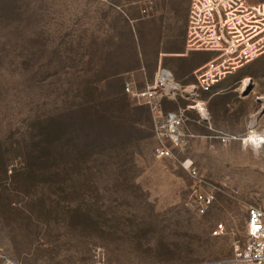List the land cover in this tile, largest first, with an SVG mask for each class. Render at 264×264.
<instances>
[{"label": "rangeland", "instance_id": "rangeland-1", "mask_svg": "<svg viewBox=\"0 0 264 264\" xmlns=\"http://www.w3.org/2000/svg\"><path fill=\"white\" fill-rule=\"evenodd\" d=\"M166 4L0 0V150L9 159L0 254L20 264H246L233 261L234 244L246 240L248 208L264 209V144L254 150L245 139L264 134V55L210 97L219 103L208 109L211 126L233 124L232 114L218 115L238 108L251 110V127L231 145L191 139L201 182L179 159L156 158L150 110L121 87L134 53L151 59L181 42L168 25L161 45ZM14 5L19 13L7 17ZM54 123L62 128L55 158L34 149ZM196 187L216 198L203 214ZM219 224L226 232L215 235Z\"/></svg>", "mask_w": 264, "mask_h": 264}, {"label": "built area", "instance_id": "built-area-1", "mask_svg": "<svg viewBox=\"0 0 264 264\" xmlns=\"http://www.w3.org/2000/svg\"><path fill=\"white\" fill-rule=\"evenodd\" d=\"M187 1L190 4L188 49L212 52L215 54L214 57L198 70L194 83L184 84L176 79L171 69L160 66L152 80L140 86L135 77H131L125 82L124 89L133 102L150 109L157 141L154 148L156 158L179 159L183 168L194 178L199 179L198 164L188 153L191 139L198 135L187 131L186 124L189 122L207 124L212 133L204 137L219 140L224 145H231L234 140L243 138L241 135L211 126L210 118L208 119L200 109H208V101L204 99V94L212 92L217 83L264 54V1L256 3L248 0ZM168 101L180 104L178 109L166 110L165 103ZM190 112L196 113L197 118H192ZM258 135L264 136L261 133ZM194 196L198 210L202 214L208 212L216 200L214 193L202 187L194 189ZM246 231L245 242L234 244L233 261L264 264L262 207L248 208ZM225 232L224 224H219L214 229L215 235H222ZM0 264L20 263L0 254ZM95 264L112 263L106 262L104 257H99Z\"/></svg>", "mask_w": 264, "mask_h": 264}, {"label": "crops", "instance_id": "crops-1", "mask_svg": "<svg viewBox=\"0 0 264 264\" xmlns=\"http://www.w3.org/2000/svg\"><path fill=\"white\" fill-rule=\"evenodd\" d=\"M166 6H162L161 10L163 14H168L167 17L162 18L163 24H161V45L164 43V35H166V27L168 25H171L170 30H172V35L174 31H177L179 28L180 34V40L181 42L179 44H171V45H162L161 51H156V55L149 59H143L139 56V54L134 53V55L131 57V60L129 62V66L127 69H125L127 78L125 82L131 78L135 77L138 84L142 86L147 80H152L154 78V75L157 71V69L160 66H165L169 69H171L176 77V79L180 82H183L184 84H191L196 82V74L198 70H200L207 62H209L213 57L214 53L212 52H205V51H192L188 49V21H189V10H190V4L187 0H166ZM144 11V10H143ZM152 20H150L152 24L156 25L157 19L152 16ZM152 28H157L153 26ZM156 30V29H154ZM239 70V69H238ZM237 70V71H238ZM236 71V72H237ZM120 76L123 77L125 72L122 70L120 71ZM233 73L231 76H233ZM231 76L224 80L216 87L213 88V93H206L203 95L204 99L208 101V109H210V112L214 114L215 112H212L211 110L213 108L218 107L219 103L215 100L212 103H210V97L216 96L217 93L224 89L216 90L217 87L221 88L222 86H225L228 81H230ZM124 82V84H125ZM244 84V83H243ZM245 84L244 88L245 89ZM240 91V88H239ZM243 91V90H241ZM207 96V97H206ZM180 104L176 102L168 101L165 103V109L166 110H176L178 109ZM221 105V104H220ZM225 107L220 106V109H228L229 104L224 103ZM223 105V106H224ZM208 109L206 110L207 118H210V114ZM237 109V110H236ZM233 111L225 112L224 114L219 113L218 116H222L225 118H228L233 115L234 118H236L235 122L233 124H227L228 122L225 120L223 123L220 121L217 123V125L213 126L220 128V130H223L221 128H224L225 132H229L231 134L241 135L243 136L251 127V123L249 120L250 115V109L248 112H237L239 109L236 108ZM229 110V109H228ZM192 118H197L195 115L196 113L190 112L189 113ZM215 116H217L215 114ZM187 126H190L191 128L187 127V131L197 134L198 136L195 138H205L204 136L208 135V126L207 124H198L195 122H189L186 124ZM196 126V129L194 130L193 127ZM198 128V130H197ZM200 130V131H199ZM205 130V131H204ZM253 132L252 130H250ZM194 139V138H192Z\"/></svg>", "mask_w": 264, "mask_h": 264}, {"label": "trees", "instance_id": "trees-1", "mask_svg": "<svg viewBox=\"0 0 264 264\" xmlns=\"http://www.w3.org/2000/svg\"><path fill=\"white\" fill-rule=\"evenodd\" d=\"M11 8V7H10ZM15 5L14 7H12V9H9L8 12L6 13V16H10V14L12 13L14 16H17V11L15 10ZM264 55V54H263ZM263 55L259 56L258 58H256L255 60L259 59L260 57H262ZM254 60V61H255ZM252 61V62H254ZM250 62V63H252ZM248 63V64H250ZM246 64V65H248ZM245 65V66H246ZM243 66V67H245ZM241 69V68H240ZM120 71H115L114 72V75L112 76L113 78H115V80L117 79H122V77L120 76ZM232 75V74H231ZM231 75H229L227 78H225L224 80H227ZM232 78V76H231ZM230 78V79H231ZM222 80V81H224ZM229 80V79H228ZM220 81V82H222ZM219 82V83H220ZM218 85V83L215 85V87ZM122 87V91H124L125 94H127L125 92V89H124V84L122 83L121 85ZM119 95H120V99H124L123 96H125L123 94V92L121 91H118L117 92ZM210 93H213V92H210ZM128 95V94H127ZM138 106V105H137ZM139 107L143 108V107H146L148 108L147 106H141L139 105ZM149 109V108H148ZM150 110V109H149ZM148 110V111H149ZM151 113V112H150ZM62 131V128L60 127V123H54L53 125H51V129H49L45 135H44V138H43V141L41 142H38L36 144V146H34V149H38L40 150L41 152L43 151V153L45 152V155L47 156H51V157H56V152H58L59 148L61 145L59 144V136H60V133ZM63 147V146H62ZM35 149V150H36ZM39 156V155H38ZM39 158H41L39 156ZM8 166H9V159L2 153V151L0 150V172L2 173V175H7L8 174Z\"/></svg>", "mask_w": 264, "mask_h": 264}, {"label": "clouds", "instance_id": "clouds-1", "mask_svg": "<svg viewBox=\"0 0 264 264\" xmlns=\"http://www.w3.org/2000/svg\"><path fill=\"white\" fill-rule=\"evenodd\" d=\"M249 142L252 144L254 150H258L261 144H264V136L253 134L249 137Z\"/></svg>", "mask_w": 264, "mask_h": 264}, {"label": "bare ground", "instance_id": "bare-ground-1", "mask_svg": "<svg viewBox=\"0 0 264 264\" xmlns=\"http://www.w3.org/2000/svg\"><path fill=\"white\" fill-rule=\"evenodd\" d=\"M248 83H249V81H246V82H245V85H247ZM200 110H201L202 113L207 117V113H206L205 108H201ZM253 134L258 135L255 131H253V132H250V133L245 137V139L249 141V137H250L251 135H253ZM250 144H251V143H250Z\"/></svg>", "mask_w": 264, "mask_h": 264}]
</instances>
